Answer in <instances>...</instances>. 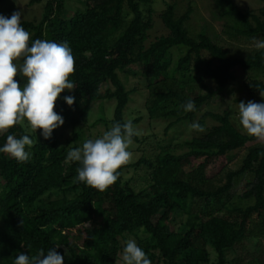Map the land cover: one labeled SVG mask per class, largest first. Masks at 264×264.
Segmentation results:
<instances>
[{
	"label": "trees",
	"instance_id": "16d2710c",
	"mask_svg": "<svg viewBox=\"0 0 264 264\" xmlns=\"http://www.w3.org/2000/svg\"><path fill=\"white\" fill-rule=\"evenodd\" d=\"M157 1L30 0L31 6L46 4L40 22L21 21L31 40L67 42L75 58V72L69 79L76 88L61 93L54 109L64 119L62 126L73 127L74 136L63 146L57 135L62 126L45 140L40 130L27 131V122L0 133V148L8 135L29 134L35 142L26 147L31 156L24 163L0 152V264H13L20 253L31 256L43 249L46 255L53 248L64 257V264H117L126 246L123 242L130 238L152 264H211L212 252L218 264H230L231 252L238 253L232 264H264V256L247 260L243 255L247 242L264 237V144L242 133L228 113H207L199 124L205 129V120L211 118L217 125L205 129L203 136L183 145H167L154 157L142 159L136 167L148 168L147 187L139 191L126 178L131 168L127 165L119 170L116 183L100 192L79 182L76 170L81 165L66 159L70 144L78 148L85 139L82 125L93 104L117 103L111 119L101 107L93 126L102 124L110 130L114 123L128 121L126 111L135 91L127 89L120 73L133 65H141V73L134 74L144 76L148 83V117L170 120L168 135L180 124L193 122L206 104L222 97L236 80V68L256 76L264 73V49L239 58L206 34L194 38L187 28L193 10L178 18L174 5L162 16L170 34L147 48ZM212 1L225 10L230 21L226 33L231 39H264V8L257 15L243 12L234 0ZM10 2L0 0V14L5 9L13 12ZM72 3L82 8L70 16ZM174 49L186 52L175 68ZM17 79L26 83L25 78ZM206 80L215 87H207ZM203 88L205 94L199 91ZM246 88L252 96H260L255 102L264 103L263 81L252 80ZM66 96L75 98L72 106ZM189 99L195 111L181 107ZM142 121L138 118L132 123L136 128ZM133 140L144 143L138 136ZM249 143L254 145L247 149L242 167L227 173L225 184L208 177L212 162L224 157L231 161L229 154ZM183 147L186 153L175 154ZM240 186L243 193L236 191ZM55 191L63 197L43 199ZM181 217L185 221L179 222Z\"/></svg>",
	"mask_w": 264,
	"mask_h": 264
},
{
	"label": "clouds",
	"instance_id": "9594fccd",
	"mask_svg": "<svg viewBox=\"0 0 264 264\" xmlns=\"http://www.w3.org/2000/svg\"><path fill=\"white\" fill-rule=\"evenodd\" d=\"M23 13L15 11L10 17L0 14V133L27 122L29 132L40 130L45 140L52 137L55 129L64 124V119L54 110L61 93L73 91L76 85L69 79L75 72V58L67 42L31 40L30 32L22 26ZM257 50L264 49V39H255ZM25 78L21 84L17 78ZM264 98V91H260ZM72 106L73 96L64 97ZM184 111H195V103L189 99L181 106ZM238 119L249 136L264 143V103L243 101L238 103ZM190 129L203 132L199 123L193 122ZM139 132L131 120L114 123L110 130L96 139L86 140L82 147L70 149L66 159L78 162L77 180L100 192L114 185L119 170L132 159L129 151L133 137ZM29 134L20 138L8 135L0 152L17 162H27L31 153L26 150L34 145ZM143 231V229H141ZM123 248V264H152L135 239H128ZM13 264H64V257L55 248L45 252L40 249L35 255L18 254Z\"/></svg>",
	"mask_w": 264,
	"mask_h": 264
},
{
	"label": "rangeland",
	"instance_id": "374dc122",
	"mask_svg": "<svg viewBox=\"0 0 264 264\" xmlns=\"http://www.w3.org/2000/svg\"><path fill=\"white\" fill-rule=\"evenodd\" d=\"M236 5L245 13H254L259 15L261 10L264 8V2L261 0H234ZM10 5L14 6L15 11H21L23 13L21 21H33L40 22L43 19L45 12L46 4L41 5H30V0H11ZM9 5V6H10ZM169 5H174L176 9V16L178 18L185 15L189 9L193 10L190 21L187 23V28L192 37L198 38L202 34L209 36L215 43L224 47L228 50L231 55L239 58H247L250 55H253L257 49L254 46V41H250L246 38H240L239 40L231 39L227 31V25L230 23L229 19L224 15V9L221 8L217 3L212 0H158L154 5L153 9L155 11L153 15L155 28L150 32V40L145 44L147 48L156 41L157 38L168 36L170 31L166 28L163 22V14L168 10ZM77 8H82L80 5L72 3L69 7L70 16L75 14ZM149 8L145 9L146 18L148 19ZM12 12V13H13ZM12 13L8 12L5 9L1 14L8 17ZM205 58H209L208 54H204ZM186 56L185 50L174 49L172 50V60L173 68L177 67L180 59ZM142 67L139 64L133 65L125 73H120V76L125 83L128 90H134V94L131 96L130 104L126 111V118L128 120H135L142 118V122L136 127L139 132L138 138L144 143L135 142L130 146L129 151L132 152V159L127 164L131 167L127 173V180L130 181L132 186L136 188L137 191L147 187L145 182V176L148 168L145 165L136 167L137 164L144 158H151L159 154L162 150V147L167 145L178 146L179 144L183 145L189 140H192L197 137L203 136L206 131L197 132L190 129V125L193 122L199 123L203 116L207 113L214 114H225L228 113L235 126L242 132L245 131L242 129V126L239 124L238 119V103L243 101L247 103L248 101H255V98L259 99L260 96H252L247 90L246 85L252 80L259 79L264 82V73L256 76V73L245 72L240 67L234 70L236 80L230 85L226 93L217 98L208 104H206L202 110L197 115L196 119L193 122H186L180 124L174 131L169 135L166 134V128L170 124V120H151L148 117L145 103L149 96V91L147 89L146 78L142 75L136 76L134 73H141ZM205 85L207 87H215V83L206 80ZM106 91V85L102 87V93ZM202 94H205L207 90L205 88L200 89ZM116 101H105L103 105L101 102L93 104L91 107L88 120L85 124L82 125L84 140H81L78 143V147H82L83 143L88 139H96L102 136L106 131V127L102 124L98 126H93L95 121L99 118L101 113V107L104 108L105 115L107 118H113L114 111L116 109ZM217 125L214 120L207 118L205 120V129H211L213 126ZM246 134V133H245ZM58 138L60 144L65 146L69 145V142L72 141L74 132L73 127L70 125L62 126L58 129ZM257 143L264 144L260 141ZM76 143L70 144V147L74 149ZM254 143H249L245 149L236 151L232 154H229L231 161L227 160V157L221 158L212 162L207 169L208 177L213 179L215 183H226V174L231 171H238L242 165L243 160L247 154V149L253 146ZM188 151L186 147L182 149L179 148L175 154L181 155ZM250 181L254 179L252 175L247 176ZM221 181V182H220ZM3 183L0 173V184ZM236 191L238 193H243V187H237ZM63 195L57 191L53 192L51 195H46L43 199L47 201L48 199L57 200L62 198ZM179 222L185 221L184 217L178 219ZM2 223L0 221V227ZM137 242V241H136ZM123 245L125 246L126 244ZM247 250L243 255L247 260L255 259L256 257L264 256V237L259 241L247 242ZM123 251L119 255V260L117 264H123L122 261ZM238 258V253H229L228 260L232 264ZM211 264H218L217 255L212 252Z\"/></svg>",
	"mask_w": 264,
	"mask_h": 264
}]
</instances>
